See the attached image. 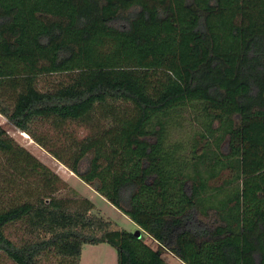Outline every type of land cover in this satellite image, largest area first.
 I'll return each mask as SVG.
<instances>
[{"label":"trees","instance_id":"1","mask_svg":"<svg viewBox=\"0 0 264 264\" xmlns=\"http://www.w3.org/2000/svg\"><path fill=\"white\" fill-rule=\"evenodd\" d=\"M0 116L141 234L0 126V167L40 188L0 205L12 264H264V0H0Z\"/></svg>","mask_w":264,"mask_h":264},{"label":"rangeland","instance_id":"2","mask_svg":"<svg viewBox=\"0 0 264 264\" xmlns=\"http://www.w3.org/2000/svg\"><path fill=\"white\" fill-rule=\"evenodd\" d=\"M188 115L190 111H186ZM188 115H185L184 118L187 119ZM0 126H2L10 137L22 148H24L29 154H31L35 159H37L43 166L49 170L52 174L56 175L64 184L61 186L62 189L56 194L59 198H72V197H83L92 202L94 205V210L92 214L103 217L104 219L111 221L117 225L119 229L131 232L138 233L139 237L141 236L140 231L136 229V226L120 211L110 205L105 199L98 195L91 187L81 182L77 179L72 173H70L63 165L55 161L50 155L45 151L40 149L35 145L28 136L19 131L15 130L13 127L9 126L5 119L0 116ZM182 128L172 129L173 136L171 139L176 138L177 136H190L188 133L190 129L188 124L183 123ZM195 127V125H193ZM196 128V127H195ZM185 129V130H184ZM193 130H195L193 128ZM182 131V132H180ZM186 131V132H185ZM82 136V135H79ZM36 179H24L20 180L17 175H12L11 172L0 167V205L3 206L10 204L12 201L16 200H25L27 192H33L39 188L35 184ZM218 180V182H220ZM40 189V188H39ZM144 241L150 243L151 246H154L151 243V240L144 237ZM162 258L166 264H181L178 260L171 257L168 254H163ZM45 264H63L61 261L54 258H47L44 262ZM0 264H12L10 261L0 256ZM79 264H116V252L115 250L107 244L99 245H83L81 250V256Z\"/></svg>","mask_w":264,"mask_h":264},{"label":"water","instance_id":"3","mask_svg":"<svg viewBox=\"0 0 264 264\" xmlns=\"http://www.w3.org/2000/svg\"><path fill=\"white\" fill-rule=\"evenodd\" d=\"M137 237H139L138 233H134Z\"/></svg>","mask_w":264,"mask_h":264}]
</instances>
